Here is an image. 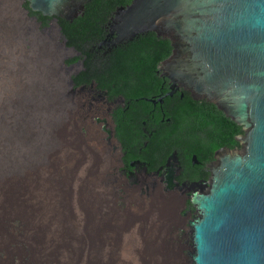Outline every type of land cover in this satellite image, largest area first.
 Instances as JSON below:
<instances>
[{
	"label": "bare ground",
	"instance_id": "1",
	"mask_svg": "<svg viewBox=\"0 0 264 264\" xmlns=\"http://www.w3.org/2000/svg\"><path fill=\"white\" fill-rule=\"evenodd\" d=\"M14 2L19 15L32 30V37L29 40L23 39L22 41L25 51L29 53V62L20 61L12 56L11 50L13 48L8 37L0 36V65H7L4 69L0 68V103L5 108L13 105L14 100L12 101L11 97L14 94H18L19 102H21L24 109L27 106H31L34 109L27 111L19 109L15 112L7 110L4 111V120L0 119V180H2L0 183V241L2 240V235L6 232L3 227L5 221L13 220L18 214L20 216L28 214L32 199L34 198L35 202L39 199L35 195L33 188L29 187V182L19 180L28 172H31L28 168L35 166L33 163L35 160L41 162L40 159L47 155L48 150L54 144L51 139L53 129L63 127L69 116L75 113V102L70 95L64 93L68 91L69 87L74 86L73 76L83 68L81 60L75 61V63L70 65L66 64L67 60L79 56L80 53L75 48L67 46V40L62 33L61 25L52 15H43L42 11L32 9L30 0H14ZM25 2H28L29 8L24 7ZM30 12L39 13L43 17L50 18V25L41 29L42 22L39 21L36 15H31ZM60 39L63 41L60 42ZM51 67L61 70V80L57 87L53 88L54 91L49 74ZM95 87V84L92 83L89 86H80L78 89L90 94L93 101L92 106L100 109L99 111L104 115L103 118L99 117L100 119H95V121L97 124L103 123L100 126L101 130L105 132L106 140L116 153V177L120 178L127 187L135 189L139 193L144 186L149 189L148 196H143L136 192V196L127 198V202L132 205L127 211V218L123 228H119V232L116 230L117 235L112 241L108 240L106 242L109 251L114 252L112 255L110 254L111 256H105L107 261L109 264H153L154 261L151 260L150 262L147 257L155 255L158 259L157 264H184L181 255L175 254L177 250L183 247L184 243L172 230L175 226H180V223H185L186 220L192 222L193 216L197 217L198 213L191 202V198L193 192L204 190L203 186L167 146L165 149L168 154H165L167 157L159 162L156 161L155 165H151L149 162L152 161L150 157L152 156V148L158 143L159 147L162 148L160 146L161 139L139 117V114L123 96L119 94V96H111L106 93H100ZM12 116L15 121L16 119L26 120V124L33 123L37 125L41 132L39 137L35 138L33 142L32 140H25L23 137L22 140L18 137L22 142L14 143L13 133L10 131L11 128L4 124V121ZM138 118L139 120H137ZM118 122L120 123V128ZM23 132L24 128L19 134H23ZM164 145L163 147L165 148ZM16 149L21 151V154L18 151L19 155H21L19 160L15 155L17 153ZM162 151L164 153V150ZM45 168L47 167L45 166ZM49 170L50 186L48 185V187L50 190L44 192V213L46 216L44 218L47 220V232L50 235L60 237L63 241L66 239L67 250L71 251V253L63 255L46 253L41 255L38 253L36 247L32 244L34 243V230L28 219H26V222L21 219L26 226L23 239L32 246L38 260H43L49 264H86L84 260L79 259L77 254L72 253L75 250L86 248L97 252L101 247L99 240L94 238L100 232V224L93 228L89 227L87 211L86 209H80L78 204L85 197L83 192L87 183L83 180L81 181V185H79L81 193L77 200L78 203L73 207L75 212L73 209L71 211L69 208L71 205L69 203V192L59 195L58 187H56V182L54 181V170L52 167ZM85 171L86 168L83 167L82 172L85 173ZM9 177L15 178L9 180ZM28 180L30 179L28 178ZM76 181H73L75 184L74 190L78 189ZM164 190L168 193L178 190L183 198H188L189 203L186 210L178 213L180 210L176 199L171 195L165 194ZM97 199L102 200L100 194ZM98 216L101 217L99 211L96 217L98 218ZM41 217L39 215V218ZM188 229L190 232L189 253L193 254L195 250L191 233L194 232V228L188 225ZM9 239L8 235L5 241L8 242ZM84 242L85 245L83 244ZM190 264H194L191 258Z\"/></svg>",
	"mask_w": 264,
	"mask_h": 264
},
{
	"label": "water",
	"instance_id": "2",
	"mask_svg": "<svg viewBox=\"0 0 264 264\" xmlns=\"http://www.w3.org/2000/svg\"><path fill=\"white\" fill-rule=\"evenodd\" d=\"M30 1L58 23L90 2ZM148 32L171 45L158 68L166 94L213 103L243 132L242 150L217 152L208 189L192 193L195 252L187 254L194 264H264V0H131L96 48L105 55Z\"/></svg>",
	"mask_w": 264,
	"mask_h": 264
},
{
	"label": "rangeland",
	"instance_id": "3",
	"mask_svg": "<svg viewBox=\"0 0 264 264\" xmlns=\"http://www.w3.org/2000/svg\"><path fill=\"white\" fill-rule=\"evenodd\" d=\"M0 36L8 37L10 45L13 48L11 50L12 56L16 57L20 61L29 62V53L25 51L22 41L23 39L29 40L32 37V30L19 15L14 0H0ZM62 41L63 40L60 39V42ZM6 66V64H1L0 68L4 69ZM49 74L52 89H55L61 80V70L56 67H51ZM72 89V87H69L68 91H66L64 94L70 95L72 100L75 102V113L69 116L68 121L63 127L53 129L51 139L55 145L53 144L51 149L48 150L47 155H44V158L40 159L41 162L35 160L33 162L35 166L28 168L31 170V172H28V174L21 177V179L18 178L20 179L19 181L29 182V187L33 188L35 195H37L39 199L36 202L34 198L32 199L28 214H23L21 216L18 214V216L16 215V218L13 220L5 221L3 227L6 232L2 235V240L0 241V264H49L43 260L36 259L37 254L34 253L32 246L23 239L26 226L23 224L24 222L21 219H24L25 222L27 221L26 219H28V222L33 226L32 229L34 230V243L32 244L36 247V251L38 253L41 255H45V253L50 255H63L71 253V251L67 250L68 248L66 247V239L63 241V239L60 237L50 235L46 228L47 220L44 218L46 217L44 213V192L50 190L48 187L50 183V173L48 171H50L49 169L51 167L53 168V172L55 174V185L58 187V189H55L58 190L59 195L69 192L68 196H71H69V203L71 204L69 208L70 210L73 209L74 212L75 208L73 207L77 205V200L79 199V195L81 193L79 190V185H81L82 180L87 183V188L85 187L83 192L85 197L82 198L78 204L80 209H86L87 211V223L89 222V227L93 228L94 226L100 224V232H98V235L94 236V238L99 240L101 243L99 251L94 252L90 251L89 248H86L83 250H75L72 254H77L79 259L84 260L86 264H109L105 256H111L114 253L113 251H109L106 242L108 240L112 241L116 237L117 231L119 232V230L123 228L127 218V211L132 205L131 203H128L127 200L130 197L136 196L135 194L137 191L127 187L125 183L115 175V169L117 166L116 153L106 140L105 132L101 130L100 126L103 125V123L97 124L95 121V119H98L99 117L103 118L104 115L99 111L100 109H97L92 105V107H89L84 103L82 95L91 97L90 94L84 93L80 90H77L76 94H71ZM11 99L12 101L14 100V104L9 105L6 108L0 103V119L2 120H4V111L10 110L15 112L19 109H23V111L34 109L31 106H27L24 109L21 105V102H19L18 94H14ZM92 116L93 119H91V121L93 122L90 121ZM4 124H7L11 128L10 131L13 133L12 136L14 138V143L22 142V137L25 140H32L33 142L35 138H38L41 133L37 125L33 123L26 124V120L21 121L16 119L15 121L13 116L7 118L6 121H4ZM80 127H85L87 129L85 135L78 133ZM23 128V134H19ZM18 137L21 139H18ZM16 151L17 153L15 155L19 160L21 159V155H19V153L21 154V151L18 149H16ZM22 156H24V154H22ZM45 166L47 168H45ZM83 167L86 168L85 173L82 172ZM13 178L15 177H9L8 179L10 180ZM28 178L30 180H28ZM74 180H77L76 182L78 183L77 190H74ZM1 182L2 180H0V183ZM163 192L176 199L177 203L179 204L178 209L180 210L178 213L186 210L189 201L187 200L188 198L182 197L180 191L174 190L173 192L170 191L168 193L164 190ZM86 193H90L92 196ZM98 193L101 195L102 200L97 199V196L99 195ZM137 193L143 196H148L149 189L147 186H144L141 189V192ZM184 206L186 207L184 208ZM96 211H99V215H101V217H96ZM31 212L33 213L31 214ZM37 212L40 217L42 216L41 218H39ZM187 221L188 220H186L185 223H180V226H175L172 230L182 239L184 243L183 247L175 252L176 255H181L184 264H190V258L187 254L190 251V232ZM8 235L10 239L8 242H6L5 238ZM83 244L85 245V242ZM31 251H33V253H31ZM147 259H149L150 262L153 260V264L158 263V259L155 257V255L149 256Z\"/></svg>",
	"mask_w": 264,
	"mask_h": 264
},
{
	"label": "trees",
	"instance_id": "4",
	"mask_svg": "<svg viewBox=\"0 0 264 264\" xmlns=\"http://www.w3.org/2000/svg\"><path fill=\"white\" fill-rule=\"evenodd\" d=\"M130 2L131 0H90L84 6L82 15H79L72 22L64 19L59 20L62 33L67 40V46L75 48L80 53L79 56L67 60L66 64L70 65L78 60L83 63L82 70L73 76L74 86L71 94H76L80 86H89L92 83L95 84V89L100 93L111 96L121 95L126 99L160 92V83L155 75V70L158 61L170 53L167 41L157 39L154 33L148 32L137 35L132 41L113 48L111 52L105 55L102 54L103 50H97L96 48L97 43L102 41L108 33L114 11L118 7L128 5ZM24 7L29 8L28 2L24 3ZM30 14L36 15L39 21L42 22L41 29L51 23L50 18L43 17L39 13L30 12ZM156 43L166 49L162 57H151L150 45ZM82 96L84 103L92 107L91 97ZM143 106L145 110L149 108L146 103H143ZM178 118L181 121V115ZM91 119H93V116L90 121ZM118 124L120 128V123L118 122ZM121 127L123 126L121 125ZM178 129H181V127ZM86 132L85 127H80L78 130L81 135H85ZM170 138L168 134L162 135V144L160 143L162 148L159 147V143L152 148V156H150L152 161L149 162L151 165H155L167 157L165 155L167 154L166 145L163 141L168 142ZM162 150H164V153ZM161 152L163 155L160 154ZM161 157L163 158L161 159Z\"/></svg>",
	"mask_w": 264,
	"mask_h": 264
},
{
	"label": "flooded vegetation",
	"instance_id": "5",
	"mask_svg": "<svg viewBox=\"0 0 264 264\" xmlns=\"http://www.w3.org/2000/svg\"><path fill=\"white\" fill-rule=\"evenodd\" d=\"M156 38L167 41L170 48V53L158 61L155 70L160 92L138 98H124L160 139L165 134L171 137L168 142L163 141L164 144L207 190L209 166L215 162V154L223 149L242 150L238 136L243 132L213 103L194 100L181 89L173 94H166L170 83L161 76L158 68L169 57L172 49L167 39ZM165 51L158 43L150 45L151 57H162ZM143 103L148 104L147 110ZM180 115L181 121L178 118Z\"/></svg>",
	"mask_w": 264,
	"mask_h": 264
}]
</instances>
